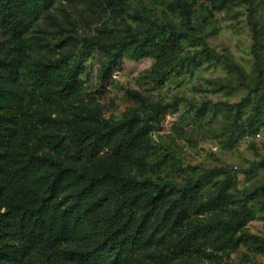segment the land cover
<instances>
[{
	"label": "trees",
	"instance_id": "16d2710c",
	"mask_svg": "<svg viewBox=\"0 0 264 264\" xmlns=\"http://www.w3.org/2000/svg\"><path fill=\"white\" fill-rule=\"evenodd\" d=\"M58 1L0 0V264H131L168 242L181 253L207 240L234 245L252 219L245 200L227 218L187 226L193 213L214 207L202 199L205 179L177 186L117 167H89L104 151L117 156L141 145L174 105L115 120L100 104L84 102L77 55L33 54L34 27ZM181 17V26L149 20L140 29L123 28L114 40L85 38L82 47L106 54L103 79L125 55L152 57L161 67L183 43L210 53L185 8Z\"/></svg>",
	"mask_w": 264,
	"mask_h": 264
},
{
	"label": "rangeland",
	"instance_id": "374dc122",
	"mask_svg": "<svg viewBox=\"0 0 264 264\" xmlns=\"http://www.w3.org/2000/svg\"><path fill=\"white\" fill-rule=\"evenodd\" d=\"M182 8L210 53L183 43L179 56L161 67L152 57L125 55L103 79L106 54L82 47L85 38L114 40L123 28L140 29L149 20L181 26ZM34 29L35 57L80 58L84 102L100 104L106 118L174 105L141 145L117 156L104 151L90 168L117 167L177 186L205 179L202 199L214 207L193 213L187 226L227 218L243 200L251 209L234 245L207 240L181 253L168 242L137 254L131 264H264V0H61ZM216 168L233 171L208 175Z\"/></svg>",
	"mask_w": 264,
	"mask_h": 264
}]
</instances>
